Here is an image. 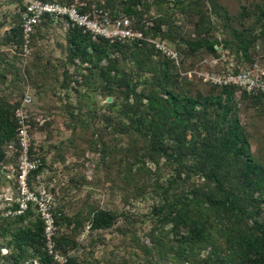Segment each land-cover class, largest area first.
I'll return each mask as SVG.
<instances>
[{"label":"rangeland","instance_id":"rangeland-1","mask_svg":"<svg viewBox=\"0 0 264 264\" xmlns=\"http://www.w3.org/2000/svg\"><path fill=\"white\" fill-rule=\"evenodd\" d=\"M81 1L85 5L80 12L96 9L110 19L128 18L134 29L146 31L147 39H159L174 50L178 65L167 63L162 52L148 45L136 49L129 44L96 65L95 59L71 62L67 32L76 25L44 15L26 36L22 23L27 0H0V105L10 112L22 110L29 126L28 157L39 162L21 178L18 140L0 146V264H229L223 259L230 232L226 224L190 203L186 216L201 213L208 220L209 237L205 244L185 243L184 214H176L190 200L216 198L207 178L216 136L205 140L202 130L199 149L190 155L179 131L172 138L164 133L167 155L154 152L146 135L148 123L142 122L147 118L143 95L160 90L165 69L183 73L168 88L191 97L217 96L220 88L193 73L190 78L188 72L254 64L264 70V0ZM129 2L135 4L134 16L124 13ZM237 34L245 40L255 37L247 57L237 50ZM202 39L217 42L215 54L188 50L187 42ZM232 110L252 157L264 164V97L236 92ZM215 115L209 108L207 117ZM200 117L197 113L192 126ZM138 124L141 133L135 131ZM191 133L196 132L188 131L186 140ZM238 165L231 161L220 166L225 186H235ZM27 207L30 213L16 222ZM98 210L117 214L110 228L91 229ZM45 212L53 221L52 253L45 235L43 249L29 246L18 253L10 232L37 217L43 220ZM43 250L50 260L41 259Z\"/></svg>","mask_w":264,"mask_h":264},{"label":"trees","instance_id":"trees-1","mask_svg":"<svg viewBox=\"0 0 264 264\" xmlns=\"http://www.w3.org/2000/svg\"><path fill=\"white\" fill-rule=\"evenodd\" d=\"M134 5L133 2H129L123 9L124 13L131 16L136 15ZM131 28L141 31L146 38V31L140 28L134 29L132 24ZM234 39L237 41V50H241L244 56L247 57L246 53L255 37L245 40L237 34ZM67 41L71 62L80 58L91 63L92 59H95V65L109 58L112 51H118L125 44H129L136 49L148 45L154 52H160L146 40L127 39L110 42L102 37L93 39L89 32L70 25L67 32ZM158 41L161 40L158 39ZM216 43L207 39L189 41L187 42V48L190 52L205 49L208 53L215 54L214 46ZM164 56L166 62L173 65L174 60L168 58L165 54ZM240 69L245 68H234V71L237 72ZM180 77V73L171 74L166 69L161 72L160 90L156 92L150 90L143 95L146 101L145 112L147 118L142 122L148 123L146 135L150 137L151 149L162 155H167V149L162 145V135L164 133L172 138L176 131H179L185 141V147L190 151V155H195L196 150L199 149L197 143L202 130L206 133L207 139L205 140L216 136L218 146H215V148L213 146L215 154L209 156L207 178L213 183L217 196L203 202L198 200L191 202L190 200L180 206L176 214L177 216L180 213L185 215L182 216L187 228V234L184 237L185 243L205 244L209 237V223L206 218L202 217L201 213L198 214L197 212L196 215L186 216L189 204L193 203L196 208L204 207L206 211L212 214L217 223L226 224L229 228L228 251L223 258L225 261H228L229 264H264V164L257 162L252 157L239 118L232 110L233 95L236 92L254 98L264 97V95L259 93L248 94L233 86L217 87L209 84L212 87L220 88V94L217 96L191 97L168 88L169 83ZM209 108L216 111L217 115L214 118L207 117ZM197 113L201 117L197 121L198 123L196 122L192 126V119L196 117ZM13 115L14 112H10L0 105V146L5 142L17 141V124ZM140 126L141 124H138L139 128L135 130L137 133L142 132ZM166 126L167 128L163 129ZM188 131H195L196 133H191L186 140ZM227 158L231 160L227 161ZM231 161L239 163L234 187L225 186L218 174L220 166L229 165ZM13 209L18 210V206H14ZM26 209L25 212L22 211L18 214L16 222H22L25 216L30 213L29 207ZM116 218L117 214L112 211L98 210L92 215L90 227L94 230L108 229L113 225ZM10 237L13 249L20 254L24 253L29 246L43 249V220L37 217L27 226H18L10 232ZM39 253L44 261L50 260L45 250Z\"/></svg>","mask_w":264,"mask_h":264},{"label":"built area","instance_id":"built-area-1","mask_svg":"<svg viewBox=\"0 0 264 264\" xmlns=\"http://www.w3.org/2000/svg\"><path fill=\"white\" fill-rule=\"evenodd\" d=\"M81 0H73V3L58 4V3H43L38 0H27L26 12L22 23L23 32L26 36L32 32V28L36 22L40 21L44 15L61 16L69 20V23L76 25L83 31L89 32L93 39L102 37L110 42L124 41L127 39L146 40L151 43L157 51L162 52L168 58L175 61L178 65V56L174 50L169 49L164 42L158 40L147 39L139 30L131 28V22L126 17L110 19L106 13L101 10H92L90 13L80 12L84 6ZM192 73L202 82L208 83L217 87L233 86L248 94L259 93L264 95V70L257 64L245 69H240L237 72L234 69L227 68L226 70L216 73L208 72H188L186 75L191 78ZM183 74V73H181ZM28 101L26 97L25 102ZM14 116L17 121V140L20 151L19 170L21 178L39 165L38 160L30 161L28 157L29 148V126L24 120L23 112L20 108L14 111ZM45 211V209H44ZM43 222L46 224L44 235L46 237L49 253H52L51 235L53 221L50 214L47 212L43 215Z\"/></svg>","mask_w":264,"mask_h":264}]
</instances>
